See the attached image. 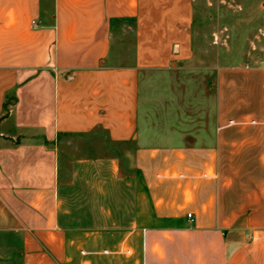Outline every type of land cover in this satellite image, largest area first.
I'll return each instance as SVG.
<instances>
[{"label":"crops","instance_id":"obj_1","mask_svg":"<svg viewBox=\"0 0 264 264\" xmlns=\"http://www.w3.org/2000/svg\"><path fill=\"white\" fill-rule=\"evenodd\" d=\"M194 22V0H0V264H264L260 129L230 151L140 126Z\"/></svg>","mask_w":264,"mask_h":264},{"label":"rangeland","instance_id":"obj_2","mask_svg":"<svg viewBox=\"0 0 264 264\" xmlns=\"http://www.w3.org/2000/svg\"><path fill=\"white\" fill-rule=\"evenodd\" d=\"M194 10L193 59L143 77L140 126L161 138L191 131L200 145L206 134L216 149L223 132L234 151L237 134H264V0H194ZM238 161L215 162L233 200Z\"/></svg>","mask_w":264,"mask_h":264},{"label":"trees","instance_id":"obj_3","mask_svg":"<svg viewBox=\"0 0 264 264\" xmlns=\"http://www.w3.org/2000/svg\"><path fill=\"white\" fill-rule=\"evenodd\" d=\"M7 105H8V104L6 103L5 106H4L6 113H8ZM6 116H7V114H5L3 117H1V118H0V122H1L3 119H5Z\"/></svg>","mask_w":264,"mask_h":264},{"label":"built area","instance_id":"obj_4","mask_svg":"<svg viewBox=\"0 0 264 264\" xmlns=\"http://www.w3.org/2000/svg\"><path fill=\"white\" fill-rule=\"evenodd\" d=\"M33 25H36V24H35V22H33ZM205 177H206V178H209V177H210V175H207V174H206V175H205ZM188 218L191 220V218H192V215H191V214H189V215H188ZM106 253L108 254L109 252H106Z\"/></svg>","mask_w":264,"mask_h":264}]
</instances>
